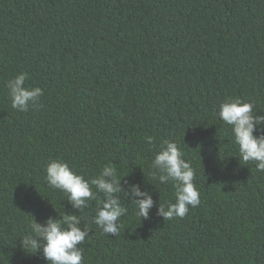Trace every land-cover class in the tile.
Here are the masks:
<instances>
[{
  "label": "trees",
  "instance_id": "1",
  "mask_svg": "<svg viewBox=\"0 0 264 264\" xmlns=\"http://www.w3.org/2000/svg\"><path fill=\"white\" fill-rule=\"evenodd\" d=\"M25 72L44 92L26 113L6 87ZM226 97L264 114V0H0V264H49L19 239L34 217L79 215L46 182L51 158L86 178L112 164L156 201L141 220L121 194L115 237L89 202L84 264H264V173L240 161ZM164 140L196 169L201 203L184 218L157 214L175 202L150 167Z\"/></svg>",
  "mask_w": 264,
  "mask_h": 264
},
{
  "label": "clouds",
  "instance_id": "2",
  "mask_svg": "<svg viewBox=\"0 0 264 264\" xmlns=\"http://www.w3.org/2000/svg\"><path fill=\"white\" fill-rule=\"evenodd\" d=\"M28 73H20L10 78L6 87L11 107L18 112H28L42 106L44 95L41 87L27 84ZM254 103L245 102L238 97H226L219 105V118L230 127L239 158L245 165L255 162L256 171L264 173V114H257ZM146 143L153 145V138L146 137ZM152 176L160 184H171L175 202L167 206L159 203L157 214L164 220L184 218L191 209L201 203L200 191L196 184V169L185 158L184 150L174 140H164L156 149L150 165ZM117 167L105 165L91 178L78 173L67 161L51 158L46 163V182L55 190L67 196V201L79 212L64 214L59 218L48 217L43 222L34 219L30 230L22 235L20 245L29 253H43L49 264H84L83 243L89 236L87 227H82L81 216L89 202L99 199L92 223L101 234L118 236L121 218L128 214V207L121 194L135 207V215L148 219L156 201L152 194L137 183H129ZM127 184V188L122 186ZM102 194V199L100 198Z\"/></svg>",
  "mask_w": 264,
  "mask_h": 264
}]
</instances>
